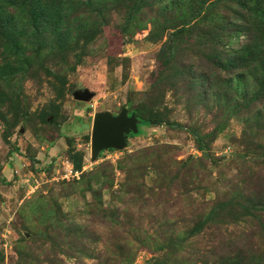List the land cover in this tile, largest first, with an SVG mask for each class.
I'll return each mask as SVG.
<instances>
[{
    "label": "rangeland",
    "instance_id": "rangeland-1",
    "mask_svg": "<svg viewBox=\"0 0 264 264\" xmlns=\"http://www.w3.org/2000/svg\"><path fill=\"white\" fill-rule=\"evenodd\" d=\"M24 26L18 16L16 27ZM105 31L100 50L84 55L74 71H68L67 63L60 67L58 55L41 57L15 75L10 92L0 96L5 115L0 117V264H173L165 257L176 253L188 262L196 244L185 253L186 246L174 247L168 255L161 244L184 232L215 200L239 202L235 194L244 188L241 180L247 179L252 189L259 183L264 130L254 124L243 138L244 117L235 116L214 140L205 139L206 150L200 149L198 131L215 127L210 115L191 109L171 90L161 87L146 93L161 68L164 42L149 40L144 28L130 39L114 25ZM83 88L94 93L91 100L74 97ZM140 106L172 125L140 124L125 148L104 150L93 159L94 114H118L125 107L131 114ZM70 149L83 152L84 173L99 168L96 173L81 179V171L69 160ZM257 189L250 205L259 201L260 189L264 191ZM93 201L122 206L126 227L113 237L106 228L79 237V224L91 219L92 230L100 216L93 220L90 215ZM255 213L240 216L239 222L231 217L222 229H207L200 242L208 246L226 234L233 245L243 240L253 251L263 248L264 211ZM81 240L87 243L79 244Z\"/></svg>",
    "mask_w": 264,
    "mask_h": 264
},
{
    "label": "trees",
    "instance_id": "trees-1",
    "mask_svg": "<svg viewBox=\"0 0 264 264\" xmlns=\"http://www.w3.org/2000/svg\"><path fill=\"white\" fill-rule=\"evenodd\" d=\"M18 16L25 20L20 30L16 27ZM111 25L117 26L126 39L144 28L149 30V40L164 42L159 55L161 68L146 93L154 94L161 87L171 90L191 109L210 115L215 127L207 133L198 131L200 149L206 150L205 139L214 140L235 116L244 117L243 138L254 124L259 131L264 130V0H0V96L10 92L15 75L28 71V64L41 61V57L58 55L60 67L67 63L68 71H74L84 55L100 50L99 42L107 39L105 28ZM234 42L238 45L231 49ZM70 57H74L73 62ZM131 112L140 118L141 126L172 125L169 119L151 116L143 106ZM0 117L5 118L2 111ZM69 160L75 171H81V179L99 169L84 173V154L75 149L69 150ZM122 169L129 172V168ZM260 172L254 189L245 183L247 179L241 180L244 186L237 188H244L235 194L239 202L215 200L210 210L197 216L184 232L161 244L165 255L177 246H186L185 253L196 244L198 248H192L188 262L180 260L178 253L165 260L173 264H264V247L253 251L243 246L248 245L243 240L233 245L226 241V234L219 241L212 239L208 246L200 242L207 229H222L231 217V221L239 222L242 215L264 211L263 189L259 201L249 203L250 197L258 195L257 188H264L260 184H264V166ZM89 206L93 220L100 218L92 222V230L91 219L88 224H79V237H90L89 232L103 228L113 237L114 232L126 227L128 217L122 206L106 207L101 201L89 202ZM238 237L243 238L242 234ZM140 241L146 245L145 240ZM126 247L127 242L122 249ZM130 261L132 258L124 260Z\"/></svg>",
    "mask_w": 264,
    "mask_h": 264
},
{
    "label": "water",
    "instance_id": "water-1",
    "mask_svg": "<svg viewBox=\"0 0 264 264\" xmlns=\"http://www.w3.org/2000/svg\"><path fill=\"white\" fill-rule=\"evenodd\" d=\"M94 93L89 88L77 90V100L89 101ZM141 120L135 113H129L127 107L118 114L110 111H99L94 114L92 128V154L95 159L102 151L108 149L121 150L128 144V136L140 131Z\"/></svg>",
    "mask_w": 264,
    "mask_h": 264
},
{
    "label": "crops",
    "instance_id": "crops-1",
    "mask_svg": "<svg viewBox=\"0 0 264 264\" xmlns=\"http://www.w3.org/2000/svg\"><path fill=\"white\" fill-rule=\"evenodd\" d=\"M17 155H18L17 153L14 154V156H15L14 158H15V159H19V158L17 157Z\"/></svg>",
    "mask_w": 264,
    "mask_h": 264
}]
</instances>
